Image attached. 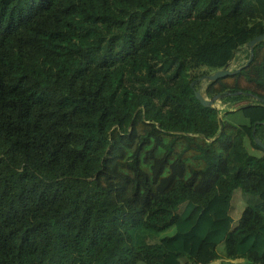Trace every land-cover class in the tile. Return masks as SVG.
<instances>
[{"label":"trees","instance_id":"trees-1","mask_svg":"<svg viewBox=\"0 0 264 264\" xmlns=\"http://www.w3.org/2000/svg\"><path fill=\"white\" fill-rule=\"evenodd\" d=\"M261 32L264 0H0V264H264V39L203 87L239 120L193 94Z\"/></svg>","mask_w":264,"mask_h":264},{"label":"rangeland","instance_id":"rangeland-1","mask_svg":"<svg viewBox=\"0 0 264 264\" xmlns=\"http://www.w3.org/2000/svg\"><path fill=\"white\" fill-rule=\"evenodd\" d=\"M247 52H248V47L245 44H243L238 49H236L234 51L232 57L230 58V60L227 62L228 68L233 69V68L241 65L243 63V61L245 60ZM205 82H206L205 79H200V80H198V83H197V88L200 87L202 93H203V87H204ZM203 95H204V93H203ZM239 101L242 102V100H238L236 102H239ZM243 101H245V100H243ZM236 102L227 103L226 101H222L218 97V98L213 100L212 106H214L218 109L219 114H221L223 116L225 115L226 117H229L228 113H232V111L234 110V105H235L234 103H236ZM230 117H233V120L236 121V120H239L240 115L237 112H234V113L230 114ZM242 127L247 132V129L249 128V124H247V122H246L245 126H242ZM244 138H245V140H244L245 145L247 146L248 141H247L245 136H244ZM248 148L250 149V151L254 152L255 154L260 153V150H258V149L251 148L250 146H248ZM255 200H256L255 195L249 194V193H243L241 191L236 192L234 194L233 198L231 196L229 213L232 216L233 220L236 221V218L239 216V213L241 212V210L243 209L245 204H252L255 202ZM171 215H176V211L171 212ZM216 249H217V251H219V249H221L220 245Z\"/></svg>","mask_w":264,"mask_h":264},{"label":"water","instance_id":"water-1","mask_svg":"<svg viewBox=\"0 0 264 264\" xmlns=\"http://www.w3.org/2000/svg\"><path fill=\"white\" fill-rule=\"evenodd\" d=\"M264 39V32L258 33L254 36H252L251 38H249L248 40L245 41V45L248 47V57L245 59L244 63L242 65H245L248 60L250 59L251 55H252V46L259 40ZM242 65H239L233 69H229L227 66V63H225L222 67L217 68L215 70H212L211 72L202 75V76H198L197 80L200 79H205L206 81H211L213 79H215L216 77L222 76L226 73H234L236 72ZM193 81L190 82V84H192ZM224 92V91H223ZM193 94L195 96V98L202 104V105H207L210 106L213 103V100L218 98L220 96V93H215L213 94L211 97H206L203 95L201 88H194L193 90ZM260 100L262 98H259ZM254 142L260 146L262 149H264V142H262L257 136L253 137Z\"/></svg>","mask_w":264,"mask_h":264},{"label":"crops","instance_id":"crops-1","mask_svg":"<svg viewBox=\"0 0 264 264\" xmlns=\"http://www.w3.org/2000/svg\"><path fill=\"white\" fill-rule=\"evenodd\" d=\"M219 253H222L221 251ZM203 264H252L246 260H234L226 257H218L217 259H213L209 262H204Z\"/></svg>","mask_w":264,"mask_h":264}]
</instances>
